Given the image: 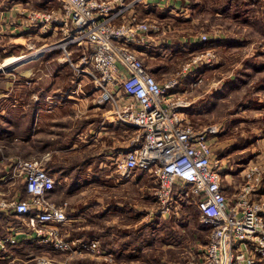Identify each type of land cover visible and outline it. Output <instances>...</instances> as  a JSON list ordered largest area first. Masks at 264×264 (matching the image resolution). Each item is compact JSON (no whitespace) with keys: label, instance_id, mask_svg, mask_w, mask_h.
<instances>
[{"label":"rangeland","instance_id":"374dc122","mask_svg":"<svg viewBox=\"0 0 264 264\" xmlns=\"http://www.w3.org/2000/svg\"><path fill=\"white\" fill-rule=\"evenodd\" d=\"M39 1L40 4L37 0H0V65L9 56H26L46 48L42 55L19 59L14 67H2L0 87L5 81L17 84L26 79L33 82L37 77L47 81L59 66L82 65L77 51L65 57L61 47H51L60 34H51L52 28H42L29 19L32 11L60 4L58 0ZM184 4L180 6L183 9L168 10L164 8L169 6L164 5L135 10L158 22V28L148 32L146 46L141 47L144 63L156 69L154 76L160 82L176 80L172 90L188 100L180 111L192 122L219 126L211 146L221 159L220 173L229 174L224 182L230 200L234 201L232 185L244 180L245 172L255 171L262 180L258 192L264 197V0H185ZM201 35L206 39L202 40ZM206 49L213 52V58L192 61L194 55ZM186 63L191 66L183 70ZM80 76L75 68V79ZM83 82L90 84L89 91L93 92L91 80ZM2 131L0 127V134ZM127 132L131 134L132 128ZM0 143L6 150L12 147L7 142ZM99 146L101 149L99 144L93 147L89 159L105 160ZM125 146L124 142L118 152ZM43 165L46 168L44 161ZM0 169L3 170L2 162ZM62 171L65 170L59 172ZM78 171L82 170L75 169L71 180H62L59 172L54 177L51 197L70 207L69 211L66 208L67 220L58 229L64 239L75 243L97 239L98 249L73 255L46 244L39 250L33 247L31 256L46 252L53 259L66 258L68 264H185L202 258L208 231L199 220L191 185L174 184L167 191L160 188L154 176L134 171L129 176L140 180L138 210L128 225L107 226L97 218L78 219L83 218L78 213L83 210V198L89 196H85L90 192L89 184L95 182L98 186V181L77 180ZM10 181L1 182V187L21 190L19 180L8 185ZM30 244L36 246L37 242ZM9 250L17 256L13 249ZM23 256L21 259L29 258Z\"/></svg>","mask_w":264,"mask_h":264},{"label":"built area","instance_id":"2783aa9c","mask_svg":"<svg viewBox=\"0 0 264 264\" xmlns=\"http://www.w3.org/2000/svg\"><path fill=\"white\" fill-rule=\"evenodd\" d=\"M137 1L59 0L56 8L30 12L29 19L52 28L51 34L60 33L51 47H61L65 57L77 51L82 65L73 68L91 80L94 104L108 103L116 120L132 128L124 150L112 157L118 176L139 170L167 191L174 184L191 185L208 241L202 258L185 264H264V197L253 195L262 180L256 171L245 172L244 180L232 185L234 201L224 192L221 159L211 146L219 126L192 122L180 111L189 102L172 90L176 80L160 82L149 71L141 47L158 22L141 17L134 9ZM39 49L40 55L46 50ZM213 56L211 50H201L192 61ZM190 66L186 63L183 70ZM6 180H13L8 185L19 180L24 196L19 189H3ZM54 183L42 159L11 158L9 173L0 179V213L14 219L0 237V250L24 239L73 255L98 249L97 239L75 243L62 237L58 227L67 220V203L52 199ZM6 258L4 264H68L66 258L53 259L46 252L26 259L9 252Z\"/></svg>","mask_w":264,"mask_h":264},{"label":"crops","instance_id":"0c3cea01","mask_svg":"<svg viewBox=\"0 0 264 264\" xmlns=\"http://www.w3.org/2000/svg\"><path fill=\"white\" fill-rule=\"evenodd\" d=\"M184 3L185 0H138L134 9H159L164 5L169 6L164 8L168 10L183 9L180 6ZM147 15L143 12L140 16L148 17ZM19 21L20 19L17 20ZM9 23L11 24V21ZM148 69L153 74L156 73L153 66ZM83 79L88 80V77L84 75L75 79L73 67L59 66L47 81L38 80V77L33 82L26 79L17 84L14 80L5 81L0 87V127L4 136H0V142H7L12 146L6 150L7 147L0 143V162L3 167V170L0 169V179L9 173L11 158L15 155L22 157L21 152L31 147L27 139L48 138L52 143L42 152L40 159L44 162L50 160L52 163H60L66 168L82 170L76 176L77 180L98 181V186L95 182L89 184L90 192L85 193V196H89L87 199L83 198V210L78 213L83 215V218L78 219L97 218L100 224L107 226L109 223L117 226L128 225L133 219L132 214L138 210L136 203L139 199L140 180L132 175L127 179L117 176L112 161L107 159L117 154L118 148L124 145V142L127 143L131 135L127 129L131 127L116 120L108 103L94 104L93 96L96 91L90 92V84L84 83ZM124 126H127V129H124ZM7 133L12 139H7ZM97 138L103 140L100 142ZM98 144L102 146L101 149L99 146V149L105 154V160L89 159L92 149ZM22 145H26V148L21 147ZM28 157L35 156L30 153ZM52 175L55 177L56 174ZM227 175L229 174L226 172L222 174V184L224 192L228 195L229 191L224 182ZM62 180H71V174L63 175ZM20 191L24 196L22 187ZM258 194L260 193L255 192L253 195ZM12 218L0 213V237L6 233L7 224ZM14 223L19 225L17 220ZM25 241L29 239L21 240L16 247H20ZM9 248L20 258L24 257L23 255L30 257L29 254L16 251L12 245L7 247L6 251L0 250V264L7 261L6 257L11 252Z\"/></svg>","mask_w":264,"mask_h":264},{"label":"trees","instance_id":"16d2710c","mask_svg":"<svg viewBox=\"0 0 264 264\" xmlns=\"http://www.w3.org/2000/svg\"><path fill=\"white\" fill-rule=\"evenodd\" d=\"M40 1L39 0H37V3L38 4H40L39 3ZM225 8H221V10H224ZM7 136V139L8 140H10V139H12V137L11 136H9V133H7L6 134ZM0 136L2 137V138H4V136H3V133L2 134H0ZM23 140H26L25 138H23ZM28 143H30L31 144V147L28 149H25V150H23V152H21V155H22V157H28L29 156V154L31 153V154H33L35 157H38V158H40V156H41V154H42V152L43 151H45L47 148H48V146L52 143V140H48V138H40V139H37V138H29V139H27L26 140ZM21 147H23V148H26V145L24 146V145H22ZM76 158H77V156H75V163H76ZM74 163V164H75ZM44 164L46 165V169L48 170V172H50L51 174H53V173H55V174H58V172L60 171V170H65V171H62V172H59V173H61V177L63 176V175H66L67 173H70L71 174V177H72V175H73V171L75 170V169H78V168H75V169H72V168H66V167H63L62 166V164H57V163H52L50 160H48V161H46L45 160V162H44ZM74 164H72V165H74ZM77 164V163H76ZM70 170V171H69ZM73 172V173H72ZM79 172V171H78ZM196 207V206H195ZM67 209H68V211H69V209H70V207H69V205L67 206ZM89 232H91V231H88V233ZM23 243V244H22ZM20 245V247H16L17 246V244H15L14 245V248H15V250L16 251H19V252H22V254H29L30 256L32 255V253H34V252H31L32 250V248L34 247H36V249L37 250H39L40 249V247H43L44 245H42V244H39V243H37L36 244V246H31V244H30V242L29 241H25V242H22ZM32 243V242H31Z\"/></svg>","mask_w":264,"mask_h":264},{"label":"bare ground","instance_id":"6f19581e","mask_svg":"<svg viewBox=\"0 0 264 264\" xmlns=\"http://www.w3.org/2000/svg\"><path fill=\"white\" fill-rule=\"evenodd\" d=\"M38 54H40V51H37L35 53H30L26 56H21V57H14V56H11V57H7L3 60V62L1 63L0 65V69L2 67H9V66H13L18 64L19 62L17 60L19 59H22L23 61L27 60V59H32V57L34 58L35 56H37ZM30 61V60H29ZM21 62V60H20Z\"/></svg>","mask_w":264,"mask_h":264}]
</instances>
